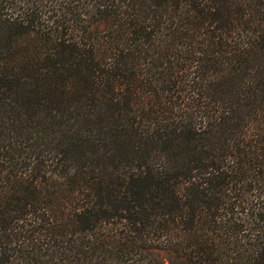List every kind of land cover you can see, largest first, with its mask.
Returning a JSON list of instances; mask_svg holds the SVG:
<instances>
[{"label": "trees", "instance_id": "obj_1", "mask_svg": "<svg viewBox=\"0 0 264 264\" xmlns=\"http://www.w3.org/2000/svg\"><path fill=\"white\" fill-rule=\"evenodd\" d=\"M0 264H264V0H0Z\"/></svg>", "mask_w": 264, "mask_h": 264}]
</instances>
